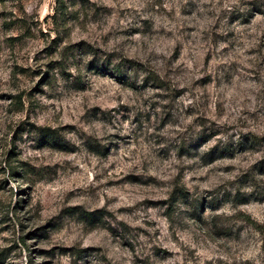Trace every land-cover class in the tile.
<instances>
[{
  "label": "rangeland",
  "instance_id": "obj_1",
  "mask_svg": "<svg viewBox=\"0 0 264 264\" xmlns=\"http://www.w3.org/2000/svg\"><path fill=\"white\" fill-rule=\"evenodd\" d=\"M0 264H264V0H1Z\"/></svg>",
  "mask_w": 264,
  "mask_h": 264
},
{
  "label": "trees",
  "instance_id": "obj_2",
  "mask_svg": "<svg viewBox=\"0 0 264 264\" xmlns=\"http://www.w3.org/2000/svg\"><path fill=\"white\" fill-rule=\"evenodd\" d=\"M1 1V0H0Z\"/></svg>",
  "mask_w": 264,
  "mask_h": 264
}]
</instances>
